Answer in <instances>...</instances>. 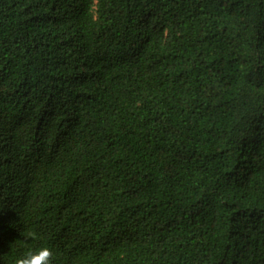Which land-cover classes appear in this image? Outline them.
I'll list each match as a JSON object with an SVG mask.
<instances>
[{"label":"trees","instance_id":"obj_1","mask_svg":"<svg viewBox=\"0 0 264 264\" xmlns=\"http://www.w3.org/2000/svg\"><path fill=\"white\" fill-rule=\"evenodd\" d=\"M45 246L264 264V0H0V264Z\"/></svg>","mask_w":264,"mask_h":264},{"label":"clouds","instance_id":"obj_2","mask_svg":"<svg viewBox=\"0 0 264 264\" xmlns=\"http://www.w3.org/2000/svg\"><path fill=\"white\" fill-rule=\"evenodd\" d=\"M35 238V234H31ZM53 252L48 247H41L40 249L28 252L25 256L18 258L15 264H52Z\"/></svg>","mask_w":264,"mask_h":264}]
</instances>
